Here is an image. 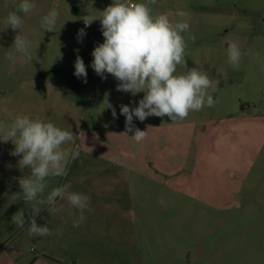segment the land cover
Returning a JSON list of instances; mask_svg holds the SVG:
<instances>
[{
  "label": "rangeland",
  "instance_id": "1",
  "mask_svg": "<svg viewBox=\"0 0 264 264\" xmlns=\"http://www.w3.org/2000/svg\"><path fill=\"white\" fill-rule=\"evenodd\" d=\"M19 3L0 0V121L39 116L72 131L77 144L65 147H78L80 156L66 177L48 178L46 193L70 182L73 191L90 197V206L73 227L79 211L58 200L62 210L42 209L37 216V224L54 234L29 236L12 216L24 208L27 220L32 205L22 201L17 178L30 170L21 172L20 157L10 154L12 142L0 141V264H264V71L251 54L238 68L227 54L234 41L264 60V0L150 5L173 24L189 23L182 33L187 67L208 72L207 93L217 103L183 120L134 117V126L147 131L142 151L115 134L125 131L121 105L136 107L144 93L117 91L119 81L107 73L102 79L91 66V53L104 37L100 20L86 27L83 17L101 16L113 0H35L33 12L18 13L32 59L17 54L12 63L5 51L18 30L4 29L3 20ZM53 7L61 15L55 29L45 32L41 17ZM80 29L86 33L82 42ZM77 55L86 82L74 75ZM183 71L178 66L177 74ZM107 156L112 161L101 159Z\"/></svg>",
  "mask_w": 264,
  "mask_h": 264
},
{
  "label": "clouds",
  "instance_id": "2",
  "mask_svg": "<svg viewBox=\"0 0 264 264\" xmlns=\"http://www.w3.org/2000/svg\"><path fill=\"white\" fill-rule=\"evenodd\" d=\"M157 0H147V3L134 0H113L99 17H83L86 27L94 20H100L104 37L91 53L92 68L102 79H107L105 73L113 76L119 83L117 91L131 93L135 96L143 92L144 96L136 107L121 105L120 113L125 116V131L120 134L134 142L137 151H142L143 142L147 138V131L136 128L133 118L143 122L150 116L169 117L171 121L185 119L190 112L200 111L205 106L212 107L216 100L207 93L212 86L208 72L199 67L188 68L186 63L187 42L182 33L190 29L188 22L173 24L165 13L153 14L150 5ZM35 0H20L16 11L9 12L4 18V29L18 30L11 48L5 51V58L16 62L17 54L22 55L26 62L31 61V40L27 35H21L23 20L20 14H30L36 9ZM61 13L56 7L51 8L41 17V28L52 32ZM86 35L80 29L77 38L82 42ZM195 39V37H190ZM78 51V50H77ZM228 62L238 68L244 55H253L262 64L264 60L258 53L249 50L242 51L237 42L229 41L227 47ZM178 66L184 69L177 74ZM74 75L86 82L87 70L83 59L77 55L74 63ZM107 107H111L107 103ZM116 117L115 109L112 110ZM129 133H134L129 135ZM0 141H9L14 145L12 156H18V167L21 172L27 168L29 173L18 177V184L25 204H31L27 220L25 209H19L12 216V223L18 228L26 230L29 236L44 237L54 233L45 224H37V216L42 209L49 214L62 210L57 206L58 200L67 201L70 208L80 213L79 221L73 227H79L84 220V212L89 210L90 197L72 190L70 182L52 188L49 187V177H66L69 165L80 156L76 145V135L72 131L62 129L53 122H46L39 116L17 115L10 123L0 121ZM121 166L125 161L118 160ZM57 235L62 230H57Z\"/></svg>",
  "mask_w": 264,
  "mask_h": 264
},
{
  "label": "crops",
  "instance_id": "3",
  "mask_svg": "<svg viewBox=\"0 0 264 264\" xmlns=\"http://www.w3.org/2000/svg\"><path fill=\"white\" fill-rule=\"evenodd\" d=\"M101 159H103V160H105V159H108V160H110V161H112V159H110V157L109 156H107V157H102ZM116 161V160H115ZM152 162L150 161V164H151ZM171 188L173 189V190H175V192H180V193H182L183 191H182V189L180 190L178 187H172L171 186Z\"/></svg>",
  "mask_w": 264,
  "mask_h": 264
},
{
  "label": "water",
  "instance_id": "4",
  "mask_svg": "<svg viewBox=\"0 0 264 264\" xmlns=\"http://www.w3.org/2000/svg\"><path fill=\"white\" fill-rule=\"evenodd\" d=\"M47 76H48V73H46V72L41 73V77H42L43 79H46Z\"/></svg>",
  "mask_w": 264,
  "mask_h": 264
}]
</instances>
